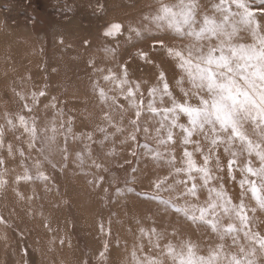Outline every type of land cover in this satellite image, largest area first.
Wrapping results in <instances>:
<instances>
[{"label": "rangeland", "instance_id": "374dc122", "mask_svg": "<svg viewBox=\"0 0 264 264\" xmlns=\"http://www.w3.org/2000/svg\"><path fill=\"white\" fill-rule=\"evenodd\" d=\"M210 2L203 0L202 7L207 5L210 10ZM258 2L249 0L253 8ZM98 3L103 5L102 9L97 7ZM161 3L175 4L177 0H0V126H3L0 159L4 160L0 176L7 182L0 187V217L6 221L0 225V264H137V261L145 264L149 257L172 264L160 255L169 242L178 248L181 241L189 240L197 246L198 255H207L209 248L220 242L204 226L188 222L171 210L165 213L162 207H157V201L149 199L152 196L149 181L169 172L163 160L152 159L150 150L159 148L165 158L168 151L143 133L137 134L136 141L127 139L132 130L128 123L132 112L121 111L119 106L126 107L127 101L114 83L103 79L109 68L119 74V65L128 61L130 83L152 84L158 71L154 65H160L159 70L165 71L173 84L170 91L175 98H181L173 79L179 70L162 49L150 51L154 64L130 59L136 50L132 45L149 50V36L162 37L177 48L187 43L163 22L157 28L151 19H144L155 15ZM196 19L200 20L199 14ZM113 22L120 23L122 30L106 37L104 30ZM129 25L138 29L147 27L149 31H142L137 37L127 30ZM247 42L251 43L250 37ZM100 89H104L109 99H100ZM40 90L45 95L32 104L31 94ZM17 93L25 99H20ZM144 97L141 123L158 126L160 117L153 119L146 110L147 101L153 98L146 91ZM110 98H115V103ZM164 99L167 101V97ZM25 103L32 108L31 112L23 108ZM155 103L161 106L158 97ZM192 103L196 101L193 99ZM17 114L25 116L30 126L35 123L37 147H43V155L51 161L43 163L47 181L16 180L25 168L35 177L33 162L43 160L40 153L28 148L29 134L18 125ZM6 116L17 127H10ZM180 122L187 124L183 114ZM113 125L123 131L116 132ZM53 136L54 140L48 139ZM65 148L67 160L63 159ZM185 149L192 151V145L176 141L172 148L177 166ZM17 150L23 151L24 156ZM112 150L113 155H108ZM217 151L222 153L223 149ZM78 152L83 157L82 164L76 159ZM132 152L136 155H131ZM52 164L56 166L53 168ZM238 168L239 165L233 178L218 174L223 179L214 180L212 185L223 183L233 203L242 199L250 208L254 200L250 192L240 188L239 181L256 178L240 173ZM180 178L187 177L181 173L176 179ZM168 179L171 182L173 177ZM117 188L123 194H117ZM256 215L254 230L264 231L262 217ZM141 227L145 230L155 227L161 238L150 241L140 234ZM226 245H231L230 238ZM100 252H104L103 259L99 258Z\"/></svg>", "mask_w": 264, "mask_h": 264}, {"label": "snow or ice", "instance_id": "6c2138e0", "mask_svg": "<svg viewBox=\"0 0 264 264\" xmlns=\"http://www.w3.org/2000/svg\"><path fill=\"white\" fill-rule=\"evenodd\" d=\"M202 4L203 0L161 3L155 15L144 17L145 20L151 19L157 28L163 22L168 29L184 37L187 43L183 48L170 45L164 38L157 36L147 37L151 40L149 50L132 45L136 50L130 54V59L154 64L150 51L159 48L173 61L179 70L173 79L175 87L182 93L180 99L175 98L170 91L173 84L168 81L166 72L159 70L160 65H154L158 71L152 84L147 81L130 83L128 61L119 65V74L109 68L103 79L114 83L127 101L126 107L123 104L119 106L121 111L132 112L128 120L132 130L128 132L127 139L136 141L137 134L143 133L168 151L165 158L159 148L150 150L152 159L163 160L169 172L149 181L152 190L149 199L157 201V207H162L165 213L171 210L188 222L204 226L220 241L209 248L207 255H198L197 246L189 240L181 241L178 248L171 242L165 244L160 255L171 260L172 264H264V231L254 230L257 227L256 214L262 217L260 223L264 224V0H259L255 8L250 6L249 0H211L210 10L207 5L202 7ZM97 7L102 9L103 5L98 3ZM198 14L199 21L196 19ZM121 30L122 25L113 22L105 28L104 35L112 37ZM127 30L137 37L141 36L142 31H149L147 27L138 29L132 25ZM249 37L251 43L247 42ZM145 91L148 97L153 98L147 101L146 110L152 113L153 119L160 117L158 126L141 123L144 119ZM17 95L25 99L20 93ZM44 95L43 90L33 92L32 104ZM99 96L102 101L109 99L104 89L99 90ZM157 97L161 106L155 103ZM110 99L115 103V98ZM193 99L196 103H192ZM23 108L32 111L28 103ZM180 114L187 118V124L180 122ZM105 118L111 123L107 114ZM16 120L23 131L29 134L28 148L43 156V160L36 159L33 162L35 177L25 168L23 175H18L16 180L30 181L35 178L47 181L43 163L51 161L43 155L44 148L37 147L34 121L30 126L25 116L19 114ZM6 122L12 128L17 127L7 116ZM113 127L116 132L123 131L117 125ZM173 129H180L181 132L174 133ZM52 131L55 132V128ZM100 131L104 132L105 129L100 128ZM0 136H3V126H0ZM91 138L89 135L88 139ZM48 139L54 140V136ZM176 141L182 145H192V151H183L180 166H177L176 156L172 154ZM143 147L147 149L148 145L144 144ZM221 148L222 153L217 151ZM8 151L12 155L11 145ZM62 152L63 159L67 160V149ZM113 153L114 150L107 154ZM19 155L23 157L24 152L19 151ZM131 155L135 156L136 153L132 152ZM76 159L83 163L81 153H76ZM3 164L4 160L0 159V165ZM237 165L240 173L256 178L246 177L239 181L240 188L250 192L254 200L250 208L242 199L239 203H233L223 183L212 185L214 180L223 179V176H218L220 173L233 178ZM55 166L52 164L53 168ZM95 166L101 167L99 164ZM181 173L187 178L176 179ZM169 176L173 177L171 182ZM97 179L102 180L103 177ZM6 183L0 176V187ZM127 190L131 192L132 188ZM116 192L123 194L120 188ZM162 193L169 195L164 196ZM202 195L204 199L201 202ZM240 195L243 196L244 191ZM250 212L254 215H249ZM4 224L6 221L0 217V225ZM139 232L150 241L161 238L155 227L148 230L141 227ZM227 238L231 239V245H226ZM154 246L159 247V244L155 243ZM132 257L135 261V252ZM99 258H104V252L99 253ZM145 264H164V260L149 257Z\"/></svg>", "mask_w": 264, "mask_h": 264}]
</instances>
